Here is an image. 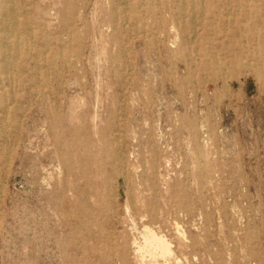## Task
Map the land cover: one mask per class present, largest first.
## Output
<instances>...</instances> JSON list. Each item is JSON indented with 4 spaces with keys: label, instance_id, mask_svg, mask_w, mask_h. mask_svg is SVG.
<instances>
[{
    "label": "rangeland",
    "instance_id": "rangeland-1",
    "mask_svg": "<svg viewBox=\"0 0 264 264\" xmlns=\"http://www.w3.org/2000/svg\"><path fill=\"white\" fill-rule=\"evenodd\" d=\"M80 4L11 0L28 59L2 81L0 264H264V0L163 29L140 2L116 33L107 0ZM134 211L170 255L128 250Z\"/></svg>",
    "mask_w": 264,
    "mask_h": 264
},
{
    "label": "bare ground",
    "instance_id": "bare-ground-1",
    "mask_svg": "<svg viewBox=\"0 0 264 264\" xmlns=\"http://www.w3.org/2000/svg\"><path fill=\"white\" fill-rule=\"evenodd\" d=\"M59 1L64 5L67 4L70 13H73L72 11L75 10L81 11L86 8L85 4L76 6V0ZM107 2L109 3V9H107L109 16L108 23L112 30L116 33L118 31H121L123 28V24L119 23L118 19H124L128 17L129 14L133 15V17H136L140 13V6H143L142 4L139 5L140 2L144 4V13H149L153 16H156L159 20L158 28L163 29L166 16L169 18L172 24L175 22V18H177V16H192L195 14V12H197L202 17L206 15L215 17L218 16L221 11L220 8H218L217 11L218 4L235 2L238 6V9H241V7H243L242 5L244 0H107ZM11 17L14 18L13 9L11 7V0H0V101L6 98V95L2 93L4 90L2 81L6 80L8 82H11L15 78V75L20 76V74L25 73L26 63L28 59L26 56L28 55V53H24L25 51L21 52V46H25L26 44L22 42L18 37L14 38V35L20 32V23L18 21H13ZM27 77L29 78V75H27ZM26 80L28 81V79ZM7 107L8 105L4 104L3 108L5 110H7ZM104 146L105 148L99 149V153H102L103 156L99 157V160L97 161L98 164L101 166H109L110 173L113 174L116 179L122 176L127 181V175L117 167L120 162L126 161V157L122 155L121 151H117L111 146L107 147L106 144ZM85 156L87 157V154ZM81 158L82 157H80L79 160ZM79 163H82V159ZM113 200L114 199H111L109 202L112 203ZM106 203H108V201H106ZM99 209L100 211H102L106 218L108 214L110 218H113L115 216V211H110L109 207L106 208L101 204ZM108 211H110V213ZM148 213V211L133 212V217L141 222L139 227H136V225H134L137 230L138 240L131 239L128 242V250H130L135 256H139L141 258L145 256L155 258L158 256L165 257L167 255H170V243L166 239L165 235L161 234L160 231H158L151 225L153 223H157V218L151 217L149 221L151 222V224L149 222H142L143 220L147 219V217L149 218ZM89 218H92V221L94 222V224L91 226L96 225V227H103L101 221H94L97 220V217L94 214L90 215ZM81 220L82 219H80L79 221ZM99 229L100 230L95 233V237L97 238L103 235V229ZM106 236L109 238V242L113 240L114 236L112 232H109ZM109 253L117 255L119 257L118 260L123 263V254L125 253L124 249L120 248L115 250V248L109 247L106 255L108 256Z\"/></svg>",
    "mask_w": 264,
    "mask_h": 264
}]
</instances>
